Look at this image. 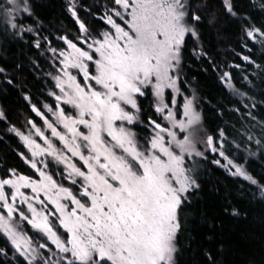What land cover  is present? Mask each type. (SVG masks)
<instances>
[{
  "label": "snow or ice",
  "instance_id": "snow-or-ice-1",
  "mask_svg": "<svg viewBox=\"0 0 264 264\" xmlns=\"http://www.w3.org/2000/svg\"><path fill=\"white\" fill-rule=\"evenodd\" d=\"M220 3L224 13L238 16L234 0ZM249 3L256 8L255 0ZM100 7L103 13L94 18L106 27L93 30L79 13L92 15ZM64 8L78 27L75 37H59L66 47L50 49L59 64L50 74L55 103L44 105L51 117L32 105L42 125L29 119L28 134L9 129L26 149L18 157L31 172L7 167L0 176V256L11 252L8 264H176L181 216L200 188L194 157L218 154L231 175L264 197V184L228 158L224 133L219 140L208 135L195 96L182 91L187 41H199L211 4L107 0L84 8L80 0H65ZM259 9L264 13V0ZM32 17L31 0L0 4L6 35L32 32L24 25ZM216 18L209 15L208 23ZM239 18L246 40L264 47V23L257 25L251 14ZM255 66L264 74V65ZM221 79L235 91L229 73ZM144 102L152 113L146 119Z\"/></svg>",
  "mask_w": 264,
  "mask_h": 264
},
{
  "label": "trees",
  "instance_id": "trees-1",
  "mask_svg": "<svg viewBox=\"0 0 264 264\" xmlns=\"http://www.w3.org/2000/svg\"><path fill=\"white\" fill-rule=\"evenodd\" d=\"M5 2L0 0V4ZM80 2L87 8L104 5L107 0ZM209 2L211 8L203 14L198 28L199 41H187L181 71V79L187 83L181 86L182 91L195 96L206 133L216 139L221 131L224 133L228 158L243 165L249 175L264 184V74L255 66L264 65V47L246 40L239 18L251 14L259 25L264 23V13L259 9V0H255V9L249 0H234L237 17L224 13L220 0ZM64 3L65 0H31L33 17L25 19L24 25L31 27L32 32L12 36L0 30V111L6 116L0 120V176L7 167L25 174L31 172L18 157L19 152H26L25 148L9 129L16 127L24 132L30 127L29 119L42 125L40 117L32 112V105L48 115L44 105L55 103L49 95L56 91L50 74H55L59 64L50 49L63 48L59 37H75L78 27L65 11ZM102 13L103 7L92 15L84 11L79 14L91 29L102 30L106 25L94 18ZM209 15L217 17L213 25L208 23ZM37 41L40 47H36ZM201 48L205 55H200ZM244 56L255 64L245 61ZM223 73L230 74L229 83L235 91L225 87ZM143 106L146 119L152 113L146 102ZM135 130L144 135L139 127ZM249 135L253 137L251 142L247 141ZM255 140H261L262 145ZM196 169L200 188L191 193V204L181 216L176 264H208L206 252L217 264H264V197L255 186L228 176L209 159L199 160ZM4 244L0 237V247ZM10 259L11 252L8 257L0 256L3 264Z\"/></svg>",
  "mask_w": 264,
  "mask_h": 264
},
{
  "label": "rangeland",
  "instance_id": "rangeland-1",
  "mask_svg": "<svg viewBox=\"0 0 264 264\" xmlns=\"http://www.w3.org/2000/svg\"><path fill=\"white\" fill-rule=\"evenodd\" d=\"M64 47H66V46L64 45ZM223 83H224V85H225V87H226L227 89L232 90V87H229L224 81H223ZM56 91L58 92V89H56ZM169 91H170V90H169ZM188 96H189V98H192L193 95H188ZM197 111H198V110H197ZM46 112H47V111H46ZM198 112H199V111H198ZM48 115H49V117H51V113H48ZM42 123H43V122H42ZM201 123H202V122H201ZM202 127H203V125H202ZM29 130H30V127L27 128V129L24 131V133H25V134H28V133H29ZM17 138H18L19 142L22 144V142L20 141L19 137H17ZM217 140H219V138H217ZM22 145H23V144H22ZM58 146H59V145H58ZM198 147H199V149H200L201 151H204V146H203L202 144H201V145H198ZM25 151H26V149H25ZM206 156H207V159H209V162H210L212 165H214V166H218L219 168H221L222 170H224L228 176H230V177H236V176L231 175L230 172H229V170H228L226 167L223 166V165H226V164H227V161H226L223 157H220L218 154H213V153H211V152H207V153H206ZM214 158L220 161V165H217V164H215V163L212 162ZM193 159H195V160L197 161V163L199 162V160H207V159H202V158H200V157H194ZM188 163H189V166H192V160H191V159H189ZM197 163H196V165H195V168H197ZM234 163H235V162H234ZM240 166L243 167V165H240ZM243 168H244V167H243ZM196 170H197V169H196ZM233 171H234V169H233ZM236 178H240V177H236ZM240 179L243 180V178H240ZM244 181H245V180H244ZM246 182H247V181H246ZM259 194H260V193H259ZM29 234L31 235V232H29Z\"/></svg>",
  "mask_w": 264,
  "mask_h": 264
},
{
  "label": "bare ground",
  "instance_id": "bare-ground-1",
  "mask_svg": "<svg viewBox=\"0 0 264 264\" xmlns=\"http://www.w3.org/2000/svg\"><path fill=\"white\" fill-rule=\"evenodd\" d=\"M239 165V164H238Z\"/></svg>",
  "mask_w": 264,
  "mask_h": 264
}]
</instances>
